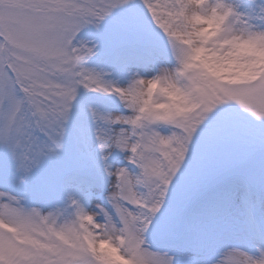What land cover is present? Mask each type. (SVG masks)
Instances as JSON below:
<instances>
[{"label":"snow or ice","instance_id":"1","mask_svg":"<svg viewBox=\"0 0 264 264\" xmlns=\"http://www.w3.org/2000/svg\"><path fill=\"white\" fill-rule=\"evenodd\" d=\"M0 264H264V0H0Z\"/></svg>","mask_w":264,"mask_h":264}]
</instances>
